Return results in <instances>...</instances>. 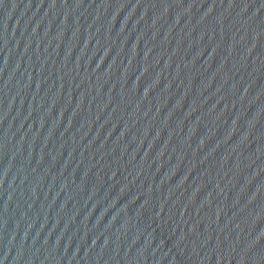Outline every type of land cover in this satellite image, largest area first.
Segmentation results:
<instances>
[{"label": "water", "instance_id": "water-1", "mask_svg": "<svg viewBox=\"0 0 264 264\" xmlns=\"http://www.w3.org/2000/svg\"><path fill=\"white\" fill-rule=\"evenodd\" d=\"M0 264H264V0H0Z\"/></svg>", "mask_w": 264, "mask_h": 264}]
</instances>
